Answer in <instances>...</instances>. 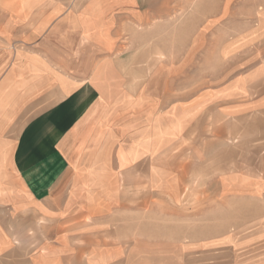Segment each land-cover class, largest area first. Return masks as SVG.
Returning <instances> with one entry per match:
<instances>
[{
  "label": "crops",
  "instance_id": "1",
  "mask_svg": "<svg viewBox=\"0 0 264 264\" xmlns=\"http://www.w3.org/2000/svg\"><path fill=\"white\" fill-rule=\"evenodd\" d=\"M60 2L0 0L1 242L19 243L26 264H237L233 246L205 251L204 235L189 236L172 203L183 189L166 184L171 158H203V112L214 108L183 124L148 115L152 93L129 88L130 60L78 30ZM248 107L257 129L245 123L244 137L257 146L242 189L264 196V106ZM234 148L208 157L235 158ZM253 210L261 250L250 264H264V198Z\"/></svg>",
  "mask_w": 264,
  "mask_h": 264
},
{
  "label": "rangeland",
  "instance_id": "2",
  "mask_svg": "<svg viewBox=\"0 0 264 264\" xmlns=\"http://www.w3.org/2000/svg\"><path fill=\"white\" fill-rule=\"evenodd\" d=\"M60 1L61 10L75 12L82 23L78 30L86 27L84 33L97 40L107 36L109 53L130 60L129 88L152 93L147 114L171 111L172 121L180 117L183 124L202 107L214 108L203 112V158H171L167 187H182L184 193L172 200L183 205L173 213L193 224L189 236H205V251L210 245L233 246L237 264L258 262L260 217L253 209L264 196L245 195L242 189L255 165L243 157L257 146L253 138L245 140L243 128L246 123L257 129L252 125L257 111L241 112H248V105L264 106V0ZM233 109L234 118L226 113ZM228 145H235V158L208 157L213 151L223 155ZM173 146L182 153L180 143ZM229 184L236 187L234 195L225 194ZM3 234L0 228V264L28 263L19 243L1 242Z\"/></svg>",
  "mask_w": 264,
  "mask_h": 264
}]
</instances>
